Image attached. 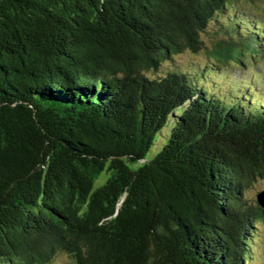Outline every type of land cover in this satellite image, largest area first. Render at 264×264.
<instances>
[{
	"label": "trees",
	"instance_id": "trees-1",
	"mask_svg": "<svg viewBox=\"0 0 264 264\" xmlns=\"http://www.w3.org/2000/svg\"><path fill=\"white\" fill-rule=\"evenodd\" d=\"M256 1L0 0V264H252L264 103L214 81Z\"/></svg>",
	"mask_w": 264,
	"mask_h": 264
},
{
	"label": "rangeland",
	"instance_id": "rangeland-1",
	"mask_svg": "<svg viewBox=\"0 0 264 264\" xmlns=\"http://www.w3.org/2000/svg\"><path fill=\"white\" fill-rule=\"evenodd\" d=\"M242 11L245 13V16L250 17L252 21H258L261 23L264 29L263 2L256 1L250 4L244 3ZM213 25L215 26V24ZM250 28L253 29L251 25ZM255 28L256 27H254V29ZM261 35L264 36V31H262ZM220 40H222V37L217 35L214 31L204 34L203 41L205 44V49L200 54L195 55L190 52H184L180 55H177L172 62H168L169 66L166 65L164 71L166 72L167 69L170 68L190 70L203 66L205 63H207V59L210 58L207 54V51L212 50L214 46L220 42ZM257 46V51L255 53L251 51L246 52L245 56L242 57L241 63H232L228 66L222 67L220 73L223 74L221 76L223 78L216 77L214 81L221 94L227 96L228 98L235 97V94L240 95L245 93L248 95L250 94L251 90L244 88V85L246 83L248 84L250 82H254L252 84H255V93L250 94L252 101L258 100L264 103V38H258ZM108 177L109 173L103 172L98 181V185L103 184ZM263 190L264 180L259 179L248 189V196L250 198L249 201H254L257 203V195ZM254 235L255 236L253 238L256 241L255 247L258 248L256 254H254L252 257L251 263L264 264V223H262L260 228L255 231ZM50 264H72V262L69 256L62 254L58 255Z\"/></svg>",
	"mask_w": 264,
	"mask_h": 264
},
{
	"label": "water",
	"instance_id": "water-1",
	"mask_svg": "<svg viewBox=\"0 0 264 264\" xmlns=\"http://www.w3.org/2000/svg\"><path fill=\"white\" fill-rule=\"evenodd\" d=\"M257 201H258V204L264 208V191H261L260 193H258L257 195Z\"/></svg>",
	"mask_w": 264,
	"mask_h": 264
}]
</instances>
